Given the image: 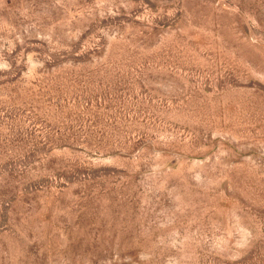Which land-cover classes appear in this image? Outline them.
<instances>
[{
  "label": "rangeland",
  "instance_id": "rangeland-1",
  "mask_svg": "<svg viewBox=\"0 0 264 264\" xmlns=\"http://www.w3.org/2000/svg\"><path fill=\"white\" fill-rule=\"evenodd\" d=\"M0 264H264V0H0Z\"/></svg>",
  "mask_w": 264,
  "mask_h": 264
}]
</instances>
